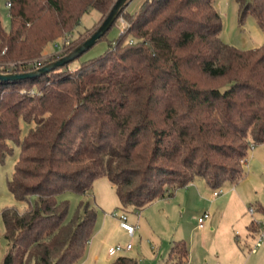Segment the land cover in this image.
<instances>
[{
	"label": "trees",
	"instance_id": "16d2710c",
	"mask_svg": "<svg viewBox=\"0 0 264 264\" xmlns=\"http://www.w3.org/2000/svg\"><path fill=\"white\" fill-rule=\"evenodd\" d=\"M114 1L7 0L0 73L31 72L66 56L97 27L64 53L42 52L73 33L89 9L103 19ZM236 3L239 23L250 15L264 31V0ZM124 8L111 28L120 17L127 26L100 56L72 70L66 64L0 80V161L10 143L19 147L6 187L26 205L0 211L7 243L1 264L78 262L96 225L91 194L101 178L121 209L141 211L196 180L213 191L237 184L250 150L264 144V44L242 50L223 43L214 0ZM20 121L33 126L22 140ZM66 193L80 196L73 214L61 199ZM250 229L256 232L253 223ZM169 257L185 263L183 240ZM110 264L138 262L117 256Z\"/></svg>",
	"mask_w": 264,
	"mask_h": 264
},
{
	"label": "rangeland",
	"instance_id": "374dc122",
	"mask_svg": "<svg viewBox=\"0 0 264 264\" xmlns=\"http://www.w3.org/2000/svg\"><path fill=\"white\" fill-rule=\"evenodd\" d=\"M142 2L143 0H129L125 5V12L137 11ZM8 7L7 0H0V20L5 30L9 28ZM214 8L222 20L219 38L223 43L242 50L264 44V31L257 26L250 15L242 24L239 23L236 0H214ZM101 20L97 10L89 9L80 18L74 32L64 39L49 43L44 48L42 56L49 57L55 53L68 51L72 43L86 38ZM118 23L108 31L106 40L95 43L68 63V68L76 69L81 63L103 54L107 49L108 41L116 39L127 26L122 17L119 18ZM55 45H58V48H55ZM29 93L33 94L34 91L31 90ZM31 127L33 126L20 121V140ZM9 145L12 147V152L6 154L0 161V211L11 206L23 211L25 203L17 201L6 187V179L11 176L19 153L16 144ZM259 156L264 159V144L254 146L250 150L244 166V177L237 184L226 182L216 189L220 191L217 198L211 199L213 190L202 180H196L175 191L173 196L154 201L139 211L138 217L134 216L138 221L131 224L136 225V231L133 238L127 240L122 239L124 236L116 235L114 231L117 221L111 217V214L118 210L113 208L117 205L113 187L105 178L95 181L91 200L97 206V219L103 217V211L109 216L108 232L106 235H104L106 231L101 234L103 240L100 246L98 245L100 256L97 264H110L117 256L126 254L120 253L111 257L107 255L108 247L115 246L117 241L123 245L126 241L131 242L133 249L127 254L135 258L138 264H170L172 262L169 257L170 248L179 240L184 241L187 249L184 264H264V239L255 247L257 236L255 239L245 237L246 229L240 226L245 220L257 221L262 217V234H264V214L255 210L256 202L262 203L264 207V166L257 161ZM61 199L69 202L70 214H73L80 196L66 193ZM249 208H252V214L249 213ZM205 212L209 217L204 227L199 228L197 219ZM118 215L116 219L119 220ZM3 231L0 217V264L7 252Z\"/></svg>",
	"mask_w": 264,
	"mask_h": 264
},
{
	"label": "crops",
	"instance_id": "0c3cea01",
	"mask_svg": "<svg viewBox=\"0 0 264 264\" xmlns=\"http://www.w3.org/2000/svg\"><path fill=\"white\" fill-rule=\"evenodd\" d=\"M257 161L259 162V164H262L264 166V159L262 157L259 156ZM118 206H120V205H119V203L117 201V205H115L113 208L114 209H117L118 211H114L111 214V217L114 218L117 221V224H116V226L114 228L115 229L114 231L116 232L115 234L118 235L119 237L120 236H124V238H122V239H126V240L128 238H133V236L135 234V231H136V225H133L131 223L132 222H135V221H138L137 217L139 216V211H133L131 209L124 210V209H121ZM255 210L258 211L260 214H264V207H263L262 203L256 202V204H255ZM117 212H121V213L119 214ZM103 213H104L103 214V217H101L100 220L98 218L97 221H96V225H95V228H94V234L92 235V238H90V240L88 241L86 250H85L82 258L78 262H76L75 264H97L99 262L100 253H98V251H99L98 247L100 246V243L103 240L102 237H101V234H103V232L106 231L105 234H104V235H106L107 232H108V228H107L108 222H107V219H109V216L105 214V211H103ZM121 214L126 215V223L129 224V225H131V226H133L135 228L134 233L131 236L123 228H121V226H120L121 220L120 219L119 220L116 219V216L117 215L120 216ZM135 215L137 216L136 219L134 217ZM109 222H111V221H109ZM252 223L255 225L256 232H253L250 229V226H251ZM240 226H243V228L246 229V232L247 233L244 236L245 237H248L249 236L252 239H255V237L257 236L258 233L263 232L262 231V217H261L260 220H257V221L249 220V219L248 220H245V221H243L241 223ZM236 233H237V231H235V234ZM95 239H98V240L95 241ZM127 243H130L131 244V242H129V241L128 242L126 241L125 244H127ZM117 244H120V242L117 241ZM120 245H123V244H120ZM109 247H112V246H109ZM132 249H133V246H132V248L129 251L124 252L126 254H122L120 256L130 257L127 253H129L130 251H132ZM107 255H108V253H107Z\"/></svg>",
	"mask_w": 264,
	"mask_h": 264
},
{
	"label": "water",
	"instance_id": "95a60500",
	"mask_svg": "<svg viewBox=\"0 0 264 264\" xmlns=\"http://www.w3.org/2000/svg\"><path fill=\"white\" fill-rule=\"evenodd\" d=\"M129 2V0H115L112 7L110 8L107 15L102 19L97 28L91 33V35L79 46H77L73 51L68 53L66 56L46 64L34 71L20 73V74H1L0 80L10 81V80H24L29 78H34L48 73L54 69L60 68L77 57L82 53L90 49L112 26L115 18L117 17L119 11Z\"/></svg>",
	"mask_w": 264,
	"mask_h": 264
},
{
	"label": "built area",
	"instance_id": "2783aa9c",
	"mask_svg": "<svg viewBox=\"0 0 264 264\" xmlns=\"http://www.w3.org/2000/svg\"><path fill=\"white\" fill-rule=\"evenodd\" d=\"M55 48H58V46L55 45ZM219 194H220V191L214 190L211 193L210 198L214 199V198L218 197ZM248 211L250 214H252V212H253L252 208H249ZM208 217H209L208 213L205 212L197 219V223H198L199 228H202L204 226V223H205L206 219H208ZM119 219L121 220V222H120L121 228H123L131 236L134 233L135 228L126 223V215L121 214L119 216ZM262 239H264V234H262V232L258 233L257 238H256V242H255V247L262 241ZM131 248H132V245L130 243H127L125 245L117 244L115 246L109 247L107 250V253L109 256H115V255H118L120 253H124V252L129 251Z\"/></svg>",
	"mask_w": 264,
	"mask_h": 264
}]
</instances>
